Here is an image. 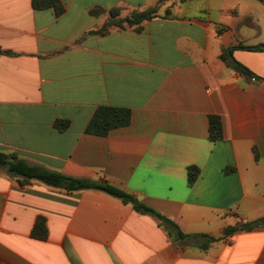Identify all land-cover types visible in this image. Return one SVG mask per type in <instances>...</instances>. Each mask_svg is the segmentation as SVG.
<instances>
[{
	"label": "crops",
	"instance_id": "1",
	"mask_svg": "<svg viewBox=\"0 0 264 264\" xmlns=\"http://www.w3.org/2000/svg\"><path fill=\"white\" fill-rule=\"evenodd\" d=\"M0 0V151L72 178L107 183L170 219L164 226L100 190L68 193L0 170V264H264V3L261 0ZM159 4L140 29L87 35ZM101 7L107 12L92 16ZM252 74L229 68L225 49ZM256 78V82H252ZM128 127L86 134L97 109ZM220 117L223 139L210 140ZM68 121L65 131L56 122ZM198 177L189 182V169ZM39 218L48 236L34 238ZM201 248L202 245H207Z\"/></svg>",
	"mask_w": 264,
	"mask_h": 264
},
{
	"label": "trees",
	"instance_id": "2",
	"mask_svg": "<svg viewBox=\"0 0 264 264\" xmlns=\"http://www.w3.org/2000/svg\"><path fill=\"white\" fill-rule=\"evenodd\" d=\"M166 0H160L159 4ZM189 0H181V2H187ZM264 3V0H261ZM159 4L155 7L134 10L127 17H121V9L114 8L108 12L109 18L99 29L92 30L87 35H99L105 36L112 28L123 29L127 27H137L139 30L144 22L151 21L158 18ZM32 6L34 10H48L53 9L56 17H61L66 13L67 6L62 0H33ZM107 11L101 7H96L90 11L92 16H100ZM236 49H243L247 51L259 52L263 49L261 47H245L240 45L238 47L225 49L222 52L221 60L232 70L237 71L244 75L252 74L248 69L236 62L233 57V51ZM131 123V111L125 108H110L101 107L97 109L93 118L89 122L86 128V134L107 137L113 130L128 127ZM209 133L210 140L213 142L221 141L223 139V126L220 117L211 116L209 118ZM56 128L60 131H65L70 127L68 121L56 122ZM0 170H5L11 177L19 179L21 186H26L32 181L40 182L48 187L64 190L68 193L78 192L82 190H100L106 192L120 200L125 204H132L133 207L141 213L148 214L158 219L164 226L173 227L177 229L174 223L161 215L157 211L143 205L132 195L114 187L107 183H98L88 179L72 178L65 176L58 172L49 171L39 166H33L21 159L16 153H6L0 151ZM199 171L196 168L189 169V182L193 184ZM264 226V219L252 223H244L236 227H229L224 231V236H230L237 232H252L260 229ZM178 230V229H177ZM34 238L45 240L48 236L46 227V220L39 218L35 224L33 233ZM177 239L179 241H186L188 239H205L208 244L216 241L215 238L205 235H185L178 230ZM207 245L200 246L201 248L208 247Z\"/></svg>",
	"mask_w": 264,
	"mask_h": 264
},
{
	"label": "built area",
	"instance_id": "3",
	"mask_svg": "<svg viewBox=\"0 0 264 264\" xmlns=\"http://www.w3.org/2000/svg\"><path fill=\"white\" fill-rule=\"evenodd\" d=\"M252 82H256L257 81V79L256 78H252V80H251Z\"/></svg>",
	"mask_w": 264,
	"mask_h": 264
}]
</instances>
